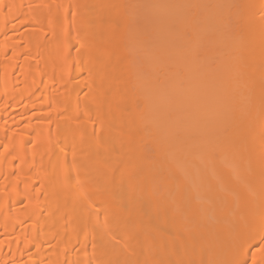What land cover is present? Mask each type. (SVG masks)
I'll return each instance as SVG.
<instances>
[{"label":"bare ground","instance_id":"obj_1","mask_svg":"<svg viewBox=\"0 0 264 264\" xmlns=\"http://www.w3.org/2000/svg\"><path fill=\"white\" fill-rule=\"evenodd\" d=\"M0 264H264V0H0Z\"/></svg>","mask_w":264,"mask_h":264},{"label":"rangeland","instance_id":"obj_2","mask_svg":"<svg viewBox=\"0 0 264 264\" xmlns=\"http://www.w3.org/2000/svg\"><path fill=\"white\" fill-rule=\"evenodd\" d=\"M238 167L240 168V167H243V166H242V164L239 163V164L237 165V169H238Z\"/></svg>","mask_w":264,"mask_h":264}]
</instances>
